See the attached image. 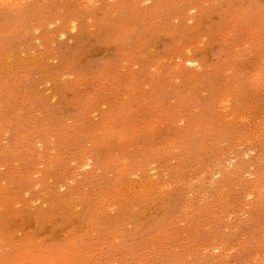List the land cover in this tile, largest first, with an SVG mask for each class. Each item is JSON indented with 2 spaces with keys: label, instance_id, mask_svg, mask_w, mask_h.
Segmentation results:
<instances>
[{
  "label": "rangeland",
  "instance_id": "rangeland-1",
  "mask_svg": "<svg viewBox=\"0 0 264 264\" xmlns=\"http://www.w3.org/2000/svg\"><path fill=\"white\" fill-rule=\"evenodd\" d=\"M0 264H264V0H0Z\"/></svg>",
  "mask_w": 264,
  "mask_h": 264
},
{
  "label": "bare ground",
  "instance_id": "bare-ground-1",
  "mask_svg": "<svg viewBox=\"0 0 264 264\" xmlns=\"http://www.w3.org/2000/svg\"><path fill=\"white\" fill-rule=\"evenodd\" d=\"M248 154V153H247Z\"/></svg>",
  "mask_w": 264,
  "mask_h": 264
}]
</instances>
